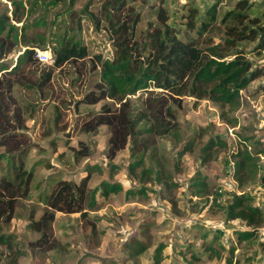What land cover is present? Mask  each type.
Masks as SVG:
<instances>
[{
  "label": "rangeland",
  "instance_id": "obj_1",
  "mask_svg": "<svg viewBox=\"0 0 264 264\" xmlns=\"http://www.w3.org/2000/svg\"><path fill=\"white\" fill-rule=\"evenodd\" d=\"M104 2L37 0L31 13L25 5L21 21L10 20L22 27L23 35L4 58L9 69L23 51L24 40L38 46L36 54L43 52L49 58L47 62L38 59V67H20V74L34 87L15 84L12 88L14 104L23 120L18 131L24 139L20 143L22 154L20 150L13 153L11 162L0 158V180L13 178L17 158L32 174L28 195L17 200L11 219H0V234L8 240L0 243V264H151L159 245L160 264H226L229 259L231 264H264V222L253 239L237 241V233L250 228L241 219H226L224 211L232 195L243 190L264 215V185L259 180L264 175V48L257 49L256 42L240 45L251 69L260 75L240 91L235 108L222 109L207 99L182 96L181 107L173 108L177 137L159 134L155 129L137 142L129 139L109 161V128L100 125L95 131L80 129L88 114L106 102L88 104L82 99L97 81L93 56L111 57L114 52L112 35L103 18L105 11L100 9ZM125 2L121 16L129 11L138 13L137 35L156 22L158 8L167 10L168 22L178 24L186 13L197 9L198 18H202L204 10L216 4L215 19L203 34L202 43L218 42L225 25H239L233 17L238 10L247 14L244 22L249 25L253 20L264 25V0ZM13 9L10 1L0 0V13L10 16ZM62 38L81 41L88 55L65 63L53 71L47 84L36 86L41 68L51 64L52 50ZM129 100L131 112L137 114L145 110L148 98L138 91ZM150 123L148 118L138 127L147 128ZM211 139L223 145H214L209 150L210 158L204 161L202 149ZM187 142H191V150L181 153ZM243 146L261 153L256 170L247 173L240 183L234 175L232 154ZM3 150L0 147V153ZM138 159L142 162L136 167ZM91 166L90 189L105 180L118 183L121 190L107 197L98 190V207L88 211L87 220L80 213L55 212L52 247L40 246V233L32 224L43 212V197L58 180L77 183ZM196 176L203 177L207 184L201 195L192 187ZM137 246L142 249L139 254L135 252Z\"/></svg>",
  "mask_w": 264,
  "mask_h": 264
},
{
  "label": "trees",
  "instance_id": "obj_2",
  "mask_svg": "<svg viewBox=\"0 0 264 264\" xmlns=\"http://www.w3.org/2000/svg\"><path fill=\"white\" fill-rule=\"evenodd\" d=\"M13 5L9 16L0 13V147L3 152L0 158L8 162L10 156L20 150L22 154L23 136L18 129L22 128L17 106L14 104L12 88L21 84L28 88L34 87L23 74L21 66L38 67L39 61L35 47L24 40V49L18 54L16 62L9 67L4 64V58L18 43L23 32L21 26L12 24L21 21V15L27 5L28 13L35 10L37 0H8ZM126 7L125 0H106L100 6L105 12L103 18L107 21V30L112 35L114 52L111 57L101 54L93 56L92 69L97 71V81L94 88L83 96V101L94 104L101 100L106 102L80 124L84 131H95L98 126L109 128L106 157L110 161L117 151L123 149L128 140L137 142L139 137L152 133L155 129L159 134L177 137L178 127L173 108L181 107V97L190 96L196 99H207L217 103L222 109L235 108L238 104L240 91L260 75L251 69L250 62L245 58L240 48L241 43L256 42V48H264V25L244 22L247 14L235 12L233 17L237 24L225 25L224 34L218 42L211 40L202 43V36L209 30L215 19L216 4L207 7L198 18L197 9L186 13L184 20L178 24L168 22L166 9L155 10L156 22L151 23L142 34L137 35L135 27L138 13L120 10ZM124 11V10H122ZM99 22L98 19L95 20ZM53 61L41 68L36 86L43 87L53 75L55 69H60L67 62L83 60L88 55L86 47L79 40L62 38L58 47L53 48ZM140 91L147 95L145 110L133 114L130 110L129 96ZM108 101V102H107ZM222 118L225 112L221 113ZM150 118L147 128L138 127L139 123ZM16 121V122H15ZM142 141H145L144 139ZM217 143L209 140L202 149L205 151L204 161L210 158L209 150ZM20 145V146H19ZM21 147V148H20ZM133 147V146H132ZM191 150V142L183 145L181 153ZM19 151V152H20ZM77 153V152H76ZM258 153L251 152L247 146L232 154L234 157V175L242 183L245 175L257 168ZM83 155H86L84 153ZM12 179L0 180V219L8 222L13 216L16 202L28 195V186L32 170L26 171L22 162L17 158ZM134 166H139L138 159ZM133 165H131L132 167ZM93 167L85 169L84 175L75 183L70 180H58L55 187L43 197L44 209L33 226L40 233L39 245L51 248L53 239L52 222L55 212L80 213L83 220L89 218L88 211L98 207L96 192L102 197L121 190L118 183L101 181L98 187L90 189L88 181ZM264 185V175L259 176ZM206 182L201 176L194 177L192 187L195 194L201 195L206 190ZM129 192V191H128ZM252 198L245 191L233 194L226 204L224 211L226 219H241L250 230L239 231L237 241H248L256 236L257 230L264 222L263 211L252 204ZM7 237L0 234V243L5 244ZM46 246V247H47ZM214 255L216 250L209 248ZM137 254L142 252L141 246L135 249ZM161 246L153 254L151 264H160ZM229 259L226 264H231Z\"/></svg>",
  "mask_w": 264,
  "mask_h": 264
},
{
  "label": "built area",
  "instance_id": "obj_3",
  "mask_svg": "<svg viewBox=\"0 0 264 264\" xmlns=\"http://www.w3.org/2000/svg\"><path fill=\"white\" fill-rule=\"evenodd\" d=\"M37 58L41 61V62H47L49 56L43 52H38L37 53Z\"/></svg>",
  "mask_w": 264,
  "mask_h": 264
}]
</instances>
